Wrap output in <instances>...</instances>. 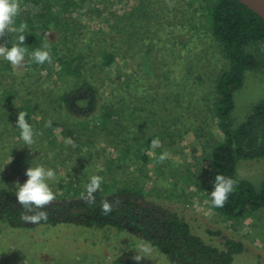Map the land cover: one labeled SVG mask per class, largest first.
Wrapping results in <instances>:
<instances>
[{
  "label": "trees",
  "instance_id": "trees-1",
  "mask_svg": "<svg viewBox=\"0 0 264 264\" xmlns=\"http://www.w3.org/2000/svg\"><path fill=\"white\" fill-rule=\"evenodd\" d=\"M178 1L186 5L188 14L183 12L179 17L172 16L169 13L171 9H157L156 0H137L132 12L122 16L112 13L102 16L98 8H102L103 0H19L16 26L21 22L27 24L22 45L27 48L26 65L16 71L0 58V109L5 112L6 124L16 122L19 111H24L27 122L32 125L36 112L41 111L43 116L39 124L44 127L37 130L42 137H47L46 143L50 142L58 155L83 152L90 137L79 134L83 129L78 124L84 129L88 126L96 128L93 142L113 146L119 155L114 158L117 165L110 158L107 161L109 172L98 174L103 177V183L95 193L94 204H88L82 198V194L86 195L85 190L60 186L62 192L57 191L55 201L43 209L48 219L39 224L26 223L21 219L23 210L16 201L17 190L0 187V224L16 230L75 225L95 230L112 228L128 231L149 243L169 264H232L234 256L244 252L241 242L229 238L222 240L221 248L205 244L191 232L182 217L148 201L142 195L140 184L129 185L132 177L121 176L115 168V165L125 171L132 168L129 174L132 171L145 172V180L150 179L147 167L159 163L147 154L152 149L151 141L159 139L164 143L166 132L173 129L163 127L159 131L157 127L154 129L157 133L151 132L152 128L147 124L154 127L157 115L144 105L152 107L156 102H150L155 95L159 97L165 90L176 94L192 78L200 79L193 76L196 70L188 64L195 56L192 45L201 37L208 36L220 50L227 67L216 77L212 95H207L211 104L203 105L207 106V118L205 115L200 118L202 106L192 109L194 104L188 99L187 109L193 110L195 120L207 125L206 119L210 118L223 135L221 141L212 143L209 135L206 141H200L201 148L208 151L209 166V174L202 182L203 198L208 209L225 220L239 221L254 211L264 210V179L255 188L249 181L236 176L239 161L264 159V99L240 125L234 127L230 119L234 108L233 95L242 86L244 73L264 68V20L236 0ZM92 19L97 21L96 29L84 24L85 20ZM175 31L180 37L178 42L174 38L175 43L171 47L172 50L180 47V51L185 50L186 74L172 79L174 75L166 64L162 65L163 69L158 59H155L156 66L160 64L162 72L145 85L139 86V80L123 73L119 61L128 63L126 59L143 48L145 56L149 57L144 63H149L152 54L157 57L158 52L169 45H166L169 35ZM18 35L9 33L0 39V45L12 47L18 43ZM45 45L52 63L38 65L32 53L44 49ZM170 53L174 54L167 49L164 55ZM43 73L50 85L44 82ZM132 84L136 90V98L134 96L133 99L143 103L138 102L140 107L129 100L128 92L121 88L132 89ZM75 117H80V120ZM48 121L52 122L51 127L45 126ZM137 122L141 132L132 133L131 126ZM57 129H60L61 140L55 133ZM199 129L205 132L203 128ZM176 132L181 134V129L177 128ZM67 139H71L70 144H67ZM154 150L161 153L158 148ZM125 163L128 168L121 167ZM217 174L238 182L222 208H214L210 203ZM67 176L72 177L70 174ZM190 176L194 183L201 181L195 173L189 172ZM123 177L130 180L123 182ZM102 200L113 205L109 215L101 212Z\"/></svg>",
  "mask_w": 264,
  "mask_h": 264
},
{
  "label": "rangeland",
  "instance_id": "rangeland-1",
  "mask_svg": "<svg viewBox=\"0 0 264 264\" xmlns=\"http://www.w3.org/2000/svg\"><path fill=\"white\" fill-rule=\"evenodd\" d=\"M156 1L158 2L157 9L162 10L165 7L168 11L171 9L169 13L172 16L179 17L183 12L188 14L184 7L186 5L182 1ZM136 3L137 0H103L102 8L98 9L102 11V16L109 13L122 16L132 12ZM169 4L172 6L170 7ZM92 20H85L84 24L96 29L97 21ZM104 28L107 30L106 27ZM150 33L152 32L150 31ZM176 33V31L172 32L173 36L170 33L169 41L166 43L169 45L165 49H161L157 57L152 54L150 57L152 60L149 63H144L149 57L145 56L143 48H137L136 55L127 56L128 63L119 61L123 73L132 75L133 79L135 77L139 80L137 84L141 86L146 82L153 81L154 76L162 72L161 66L166 64L169 68L168 71L174 75L171 76L172 79L181 78L186 74L187 58L185 50L180 51L181 47L172 50L171 46L175 43L174 38L178 42L180 37L176 36ZM184 38L183 42L186 39ZM137 41L139 42V39ZM177 42L175 46H177ZM154 43L156 44V42ZM151 44L153 43L151 42ZM136 45L140 47L139 44ZM192 46L195 56L188 65L196 70V74L193 73V76L200 79L192 78L185 88H181L176 94L165 90L159 97L155 95L154 100L150 102L151 104L156 102L152 107L144 105L157 115L154 127H151L150 123L147 124L152 128L151 132L157 133V130H163V127L173 129L166 132L167 137L164 143L160 141L162 144L155 148L161 151L160 154L154 149L147 153L159 162L158 165L156 164L157 168L155 164L147 167L146 171L150 179L145 180L143 177L145 172L139 174V172L132 171L129 174L132 168L130 171L129 169H127L128 171L118 169L114 158L119 154L117 155L115 148L107 146L103 142H98V144L93 142V137L97 132L96 128H88L90 127L88 126L84 129L75 121V124L83 129V131H79V134L87 135L90 139L84 144L81 154L63 153L58 155L52 144L46 143L47 137H42V133L37 130L44 127L39 124L43 112H36L31 125L34 133L41 134L34 135V143L26 145L20 139V130L16 127V122L11 121L6 124L5 112L0 109V187L18 190L19 185L27 180L26 169L31 166H43L56 172L57 180L48 182L55 194L57 191L62 192L60 186L64 189L68 187V189L78 190L81 188L85 190L84 186L92 175L109 172L107 161L112 158L116 164L115 168L121 176L132 177L131 180L129 177H123V182L130 180L129 185L140 184L142 195L148 201L176 212L187 222L191 232L202 239L205 244L221 248L220 244L224 238L241 242L245 250L234 256L232 264H264V210L254 211L239 221L225 220L209 210L203 198L202 182L209 174V166L206 158L208 151L201 148L200 141H206L208 135L211 137L212 143L221 141L223 135L210 118L206 119L207 125L195 120L192 109L202 106L201 114L198 116L200 118L203 115L208 117V112L205 109L207 106L203 105L211 104V98L207 95H212L214 81L226 69L227 62L208 36L201 37ZM167 49H170L174 54L164 55ZM259 49L262 51V48ZM155 59L161 60V66L160 64L156 66ZM142 63L143 65L140 67ZM43 76L46 85H50L45 73ZM121 88L128 92V98L134 104L138 106V102L143 104L133 99L134 96L136 98L134 84H132V89L124 86ZM177 94H179L178 97ZM188 99L194 104L191 110L187 109ZM263 99L264 68L246 71L242 86L233 95L234 108L230 115L232 125L236 127L243 123ZM75 118L80 120V117ZM86 118L89 119V117ZM139 126L138 122L132 124V133L141 132ZM157 127L158 129L154 130ZM199 127L209 134L202 132ZM177 128L181 129V134L176 132ZM59 132L60 129L55 131L57 138L61 140ZM175 134H177L175 137H171ZM67 144L70 143L67 142ZM163 144H165L164 147ZM56 151L58 152L57 148ZM165 152L168 153V156L161 162L159 157ZM126 165L128 164H121V167ZM126 168L128 167L126 166ZM189 172L195 173V176L199 177L201 181L194 183L191 176L189 178ZM67 174L72 177L70 178ZM236 176L238 179L249 181L255 188H258L264 179V159L239 161L236 166ZM142 180L143 183H141ZM106 184H110V182L106 181ZM140 242L141 239L136 234L112 228L95 230L75 225H60L56 227L42 226L32 230H16L0 224V264H138L132 257L136 254L143 255L138 248ZM139 264H169V262L152 248L147 259H142Z\"/></svg>",
  "mask_w": 264,
  "mask_h": 264
},
{
  "label": "clouds",
  "instance_id": "clouds-1",
  "mask_svg": "<svg viewBox=\"0 0 264 264\" xmlns=\"http://www.w3.org/2000/svg\"><path fill=\"white\" fill-rule=\"evenodd\" d=\"M171 7L172 5L169 4ZM20 12L19 0H0V39L7 36L9 33H17L18 43L12 47H7L5 44L0 45V58L6 60L14 70L20 71L25 68L27 48L24 45L25 31L27 30V24L21 22L19 26H16V17ZM32 58L38 65H43L46 62L51 64L52 57L50 51L45 45L44 49H37L32 53ZM27 113L19 111L16 127L20 130V139L26 145L34 143V135L41 133H34L32 126L26 120ZM51 127L52 122L48 121L45 125ZM71 143V141H67ZM161 142L159 139H153L151 141V148L155 149L159 147ZM168 156L165 152L160 155L159 160L163 162ZM25 175L27 180L19 185L16 191L17 204L21 206L23 215L21 217L26 223L39 224L42 220L48 219V214L43 211L56 199V195L49 186V181L55 182L57 180L56 172L51 168H45L43 166L29 167L26 169ZM103 183V177L99 175H92L89 182L85 184V194H82V198L88 204H94L96 197L95 193L101 188ZM237 181L225 177L222 174L215 176L214 186L211 191V206L214 208H222L231 193L235 191ZM118 203V202H117ZM101 212L104 215H109L113 210V205L107 201L102 200L100 204ZM138 248L143 255L136 254L132 259L139 262L142 259H147V256L152 252V246L144 241L138 244Z\"/></svg>",
  "mask_w": 264,
  "mask_h": 264
},
{
  "label": "water",
  "instance_id": "water-1",
  "mask_svg": "<svg viewBox=\"0 0 264 264\" xmlns=\"http://www.w3.org/2000/svg\"><path fill=\"white\" fill-rule=\"evenodd\" d=\"M242 6L264 20V0H236Z\"/></svg>",
  "mask_w": 264,
  "mask_h": 264
}]
</instances>
